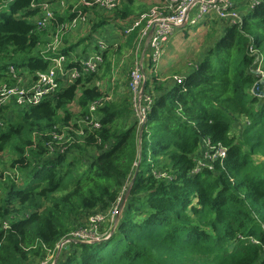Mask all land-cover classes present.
<instances>
[{
  "label": "trees",
  "instance_id": "1",
  "mask_svg": "<svg viewBox=\"0 0 264 264\" xmlns=\"http://www.w3.org/2000/svg\"><path fill=\"white\" fill-rule=\"evenodd\" d=\"M46 1L0 0V83H9L10 65L29 74L48 69L41 49L45 32L35 25ZM128 4L113 12L114 20L133 14ZM73 8L52 10L57 20L51 32L78 10L95 9ZM105 21L97 16L90 33ZM210 25L214 42L196 62L163 82L146 80L144 96L152 100L141 131L129 95L96 109L99 128L81 124L102 96L95 87L102 79L98 72L82 73L53 97L18 108L17 124L2 114L0 153L11 144L10 168L27 179L9 182L0 198V264L43 261L77 231L82 216L123 200L137 163L115 231L93 243L70 242L55 264H264V99L248 93L256 82L257 55L264 69V0L243 13L242 24ZM136 35L127 37L129 46ZM112 46L102 65L109 66ZM62 52L69 67L85 57ZM72 103L80 120L72 127L83 132L82 140L71 135L60 152L51 138L71 120ZM238 118L247 124L235 138L231 128Z\"/></svg>",
  "mask_w": 264,
  "mask_h": 264
},
{
  "label": "built area",
  "instance_id": "2",
  "mask_svg": "<svg viewBox=\"0 0 264 264\" xmlns=\"http://www.w3.org/2000/svg\"><path fill=\"white\" fill-rule=\"evenodd\" d=\"M48 1L41 3L40 10L42 15L35 22L36 28L41 31L46 30L57 20L55 13L50 9L51 6ZM77 1L78 6L73 8V12L79 7H86L95 8L97 11L104 13H113L120 9L126 0H92L90 3H86L84 0ZM255 4L256 1L251 6L253 7ZM193 12L195 14L191 16ZM242 16L243 14L237 10L230 0H160L157 5L151 7L147 13L141 15L138 19L129 17L123 21L118 20L120 23L118 24L125 37L129 36L134 29H137L134 44L136 46L135 54L138 55V58L133 65L132 88L136 89V83L142 81V69H145V62L148 65L158 62V59L162 55V46L174 29H184L186 26L197 25L200 20L211 18L222 21L223 23L227 22L229 25H239L242 24ZM91 17H95L94 12L83 13L78 10L74 18L67 22H62L56 27L55 32L51 34V42L46 46L47 50H43L42 52L43 59L49 62V67L46 71L29 74L17 71L12 65L7 68L9 83H0V130L5 127L2 117L4 108L12 107L17 110L18 108L24 109L36 106L45 99L53 97L60 87L72 84L80 78L82 73L91 74L99 72L103 61V53L108 48L104 37L95 41V52L92 55L84 57L83 59L73 60L74 64H77L74 67H69V62L65 54L59 50L62 47L63 39L66 33L69 32V29L74 28L76 25L88 24ZM142 44L145 47L144 52H142L144 49ZM142 53L143 58L141 59ZM261 61V56L257 55L254 61V66L256 67L253 70V74H258V70L261 69ZM150 69H154V67H150ZM262 79L264 86V74ZM99 82H95V87L98 91L100 86ZM142 99H144L145 106L147 107L150 104L148 97L140 96V94H134L132 96L136 114H143L145 111L140 106ZM109 101L110 99L107 96L102 95L100 99L93 102L88 109L89 118H84L81 124L85 127L91 126L96 129L99 128L95 111L105 102ZM78 131L81 132L80 135H83L81 130ZM60 137L64 139V135L62 134H54L51 139L60 148L59 151L62 152L65 150L64 143L69 142L71 139H66L61 143L59 142ZM51 144H49V149L54 150ZM223 152L222 149L218 150L217 156L222 157ZM5 175L10 176L11 174H4V178ZM99 219L97 218L95 221ZM2 228H8L7 224L4 223ZM77 237L83 238L79 233L76 234L75 238ZM86 239L87 237L83 240L86 241ZM91 239L94 238L91 237L89 240Z\"/></svg>",
  "mask_w": 264,
  "mask_h": 264
},
{
  "label": "rangeland",
  "instance_id": "3",
  "mask_svg": "<svg viewBox=\"0 0 264 264\" xmlns=\"http://www.w3.org/2000/svg\"><path fill=\"white\" fill-rule=\"evenodd\" d=\"M235 7H237V4H241L242 8L237 9L239 12L247 11L250 9L254 1L256 0H230ZM51 10L57 11L58 14H64L68 10L67 7L78 6L77 0H59L54 4L50 5ZM145 7L140 6L138 1H135L132 6L133 15L143 10ZM95 14H97V10L95 9ZM102 12V11H101ZM104 13V12H102ZM108 15H101L100 19L107 20L105 21L104 25L102 24L97 31L91 32V26L93 23H95V18L91 17L88 24H86V30L82 32H78L80 30V27H83L82 25H76L74 28L69 29V32L67 33L68 39H66L65 42H63L62 47L59 49L61 50V53L63 49H66L68 53V56H79L81 52L85 53V57H88L92 55L95 52V41L97 39H102L101 36L104 34L109 37V41L107 42L108 45L110 43L114 46L112 47L107 54V62L109 63V66H111V72L109 74L108 68L106 62H104L103 65H101V69L99 72V76L102 74V81L99 82V92L101 95L107 96L110 101L116 100L115 95H120V98L122 99L124 96H130L132 99V96L134 94H141L143 97L145 94V85L146 80L150 79L153 80L152 77L156 76L157 80L163 82L165 78H170L171 74H173L175 71L182 70L184 71L189 63H194L198 60V56L201 52H203L207 47L213 44L214 37L212 34L214 30V26H207L206 28H203V25H201L205 20H200V22L197 25L194 26H186L184 29H174L172 34L169 35L167 41L162 46V55L158 59L157 63H150L149 66L147 62H145V69H142V81H139L136 83L137 88H132V72H134L133 65L137 61L138 55L135 54L136 46L134 43H132L131 46L127 44L128 36L125 37L123 35V32L120 31V23L118 20H114L113 13H105ZM94 18V19H93ZM207 20V19H206ZM214 20V19H211ZM207 22V21H206ZM119 23V24H118ZM206 23V25H208ZM205 26V25H204ZM88 27V30H87ZM199 29V30H198ZM197 30V31H196ZM45 32V37L42 39L44 41V44H42L41 49L47 50L46 46L48 43L51 42V32L50 28H47L46 30L42 31V33ZM78 32V33H77ZM112 33L114 37H112L108 33ZM86 34V35H85ZM91 35L92 38L89 40L88 36ZM83 37V38H82ZM81 38V39H79ZM104 40V39H103ZM144 47V44H142ZM67 58V57H66ZM262 58V57H261ZM68 62L70 61V58H67ZM73 60H76L75 58ZM150 67H154V69H150ZM263 67V61H261V69L258 70V74L255 75L256 82L253 84V86L249 89L248 93L251 95H254L258 99H264V90H258V84L263 83L262 76L264 74ZM176 68V70H174ZM117 85V86H116ZM144 85V88L142 90V87ZM172 85V82L166 83L167 87H170ZM116 86V87H115ZM111 91V92H110ZM149 100L151 102L152 98L149 97ZM133 103V102H132ZM138 104V103H136ZM141 108H143L145 111L143 114H136L138 121H139V127L144 123V117L146 112V106L144 103H140ZM139 106V107H140ZM134 108V106H133ZM69 111L72 113V118L68 122V124L61 123L60 129L62 132V135H64V139H59V142H64L66 139H71V135L73 137L82 140V135H80V131L74 130L72 127V124L79 122L78 115V107L75 103H72L68 107ZM14 117L12 119V123L17 124L21 121L20 113L18 110H12ZM247 124V121L244 118H238L235 124H233L231 128V134L235 138L240 137V133L243 129V127ZM143 127V126H142ZM70 130H73L70 131ZM6 131V127L2 129V133ZM65 136H67L65 138ZM196 159H198V156H195ZM14 159V153L12 145L9 144L1 153H0V198H3L6 193V186L9 182H12L16 179V183L19 185L21 182H23L25 179L24 176H21V174H12L9 172V170H12L10 168V164L12 160ZM202 162L197 160V166H201ZM10 173L11 175H5L4 174ZM130 184V183H129ZM122 202V201H121ZM121 202L119 200L118 204H114L112 207H109L106 210H100V211H93L89 214H86L82 216L78 220L77 224V231L71 232L69 234V238L62 240L56 247L55 252L53 253H47V257L43 261L35 262V264H55L57 260L60 257V253L64 248H68V245L70 242H84L88 243V241H98L103 236H109L112 234V232L115 231L116 225L121 217L122 210L120 208ZM97 218H100L98 221ZM77 232V233H76ZM80 234L83 238H75L76 234ZM74 234V236H73ZM86 239L83 240V239ZM91 237L94 239L89 240ZM82 239V240H81ZM60 248V252L58 253V257L56 259V255L58 252V249ZM56 261V262H55ZM55 262V263H54Z\"/></svg>",
  "mask_w": 264,
  "mask_h": 264
},
{
  "label": "crops",
  "instance_id": "4",
  "mask_svg": "<svg viewBox=\"0 0 264 264\" xmlns=\"http://www.w3.org/2000/svg\"><path fill=\"white\" fill-rule=\"evenodd\" d=\"M135 1H138V3L140 4V6H143V7H145L143 10H141V11H138V12H136L134 15L132 14L131 16H129V17H132L133 19H138L141 15H143V14H145V13H147L148 12V10L151 8V7H153V6H155V5H157L158 4V2L160 1V0H132V4H128V1L126 0L123 4H122V6H121V8H123V6L125 5V4H128L129 6H133V3L135 2ZM238 5V7H239V5H241V4H237ZM98 13L97 14H95V11H94V15H95V17L94 18H97V16H98V18H100V16L101 15H108V14H105V13H102V12H100V11H97ZM242 14L244 13L245 14V11H242L241 12ZM100 14V15H99ZM194 14H195V12H193L192 14H191V16H194ZM128 17V18H129ZM93 18V19H94ZM212 19V18H211ZM211 19H207V20H205L201 25H203V28H206L207 26H211L210 25V23L208 24V25H206V23H208L209 21L210 22H212L213 20H211ZM215 20V19H214ZM123 21V20H122ZM207 21V22H206ZM205 25V26H204ZM53 25H51V26H49L48 28H51ZM83 27H80V30L78 31V32H82V31H84V30H86V24L85 25H82ZM87 30H88V27H87ZM135 30H137V29H134L133 31H135ZM199 30V29H198ZM120 31H122V29H120ZM132 31V32H133ZM197 31V30H196ZM50 32H51V30H50ZM77 32V33H78ZM131 32V33H132ZM68 33V32H67ZM67 33H66V35H65V37H64V39H63V42H65L66 41V39H68V37H67ZM108 33V32H107ZM51 34H52V32H51ZM108 34H110L112 37H114V35H112V33H108ZM86 35V34H85ZM102 37H104L105 39H106V42H108L109 41V37H107L105 34L102 36ZM83 38V37H82ZM79 39H81V38H79ZM134 43V42H133ZM211 46V45H210ZM209 46V47H210ZM108 47H109V45H108ZM208 48V47H207ZM206 48V49H207ZM205 49V50H206ZM42 50H44V49H42ZM204 50V51H205ZM73 60V59H72ZM99 72H100V69H99ZM98 72V73H99ZM97 81H102V79H99V80H97ZM117 86V85H116ZM115 86V87H116ZM111 92V91H110ZM115 99L116 100H119L120 99V95H115ZM12 110L14 111V110H16V108H12V107H9V108H7L6 110H4V117H7V118H10L11 119V122H12V119H13V117L14 116H12V115H14L13 114V112H12ZM11 173H13V170H11Z\"/></svg>",
  "mask_w": 264,
  "mask_h": 264
},
{
  "label": "water",
  "instance_id": "5",
  "mask_svg": "<svg viewBox=\"0 0 264 264\" xmlns=\"http://www.w3.org/2000/svg\"><path fill=\"white\" fill-rule=\"evenodd\" d=\"M144 50H145V47H144V49H143L142 52H144ZM142 58H143V53H142V55H141V59H142ZM143 88H144V85H143V87H142V90H143ZM140 96H142V95L140 94ZM142 126H143V124L141 125L139 131L142 130ZM137 170H138V163H137V166H136L135 173H134V175H133V177H132V179H131V182H130V184H129V188H130V186L132 185V183H133V181H134V179H135V176H136V174H137ZM129 188L127 189V192H126V194L124 195L123 200H122V202H121V206H120L121 210H123V207H124L125 201H126L127 196H128V194H129ZM73 242H75V241H73ZM75 243H76V242H75ZM77 243H78V242H77ZM80 243H82V242H80ZM89 243H93V242H89ZM59 252H60V248L58 249V252H57V255H56V259H57V257H58V253H59ZM55 262H56V261H55ZM55 262H54V263H55Z\"/></svg>",
  "mask_w": 264,
  "mask_h": 264
},
{
  "label": "clouds",
  "instance_id": "6",
  "mask_svg": "<svg viewBox=\"0 0 264 264\" xmlns=\"http://www.w3.org/2000/svg\"><path fill=\"white\" fill-rule=\"evenodd\" d=\"M12 1V0H11ZM42 58H43V55H42Z\"/></svg>",
  "mask_w": 264,
  "mask_h": 264
}]
</instances>
